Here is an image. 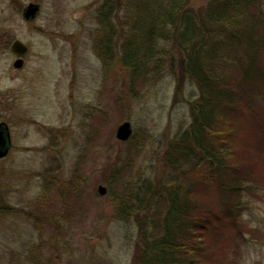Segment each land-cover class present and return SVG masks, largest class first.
<instances>
[{
	"label": "rangeland",
	"instance_id": "1",
	"mask_svg": "<svg viewBox=\"0 0 264 264\" xmlns=\"http://www.w3.org/2000/svg\"><path fill=\"white\" fill-rule=\"evenodd\" d=\"M134 1L142 3L117 0L105 22L104 0H0V123L12 141L0 159V264H132L139 226L123 210L136 205L128 185L165 169L168 176L166 151L191 125L200 96L166 57L148 79L123 70L124 46L137 41L128 28ZM30 3L41 6L33 20L23 16ZM156 3L143 4L144 13ZM15 40L29 47L22 68L14 66ZM107 43L113 54L103 51ZM159 48L175 49L163 41ZM125 121L133 134L124 142L116 133ZM260 196L245 213L246 238L226 243L227 264H264Z\"/></svg>",
	"mask_w": 264,
	"mask_h": 264
},
{
	"label": "trees",
	"instance_id": "2",
	"mask_svg": "<svg viewBox=\"0 0 264 264\" xmlns=\"http://www.w3.org/2000/svg\"><path fill=\"white\" fill-rule=\"evenodd\" d=\"M148 1L132 3L128 28L137 41L124 46L123 70L148 79L166 57L200 96L190 104L191 125L166 151L168 176L165 169L128 185L136 205L123 210L139 226L132 264H227L226 243L246 238L245 213L264 194V98L256 96L264 90V0H211L204 8L155 0L144 13ZM116 6L104 0L103 21ZM160 41L175 49L167 54Z\"/></svg>",
	"mask_w": 264,
	"mask_h": 264
},
{
	"label": "water",
	"instance_id": "3",
	"mask_svg": "<svg viewBox=\"0 0 264 264\" xmlns=\"http://www.w3.org/2000/svg\"><path fill=\"white\" fill-rule=\"evenodd\" d=\"M41 6L39 4L31 3L29 4L23 12V16L27 20L35 19L40 13ZM12 53H14L19 58L16 60L14 66L16 68H22L24 66V57L29 52V47L23 43L21 40H15L10 47ZM133 134V127L131 122L125 121L119 125L117 129L116 136L121 141H128ZM11 134L8 124L0 123V159L6 157L11 148ZM98 192L100 195H106L107 188L105 186H99Z\"/></svg>",
	"mask_w": 264,
	"mask_h": 264
}]
</instances>
